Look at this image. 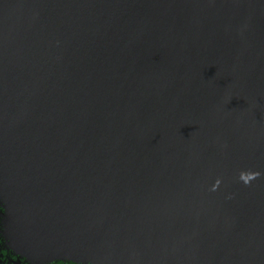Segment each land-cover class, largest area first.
Wrapping results in <instances>:
<instances>
[{"label": "water", "instance_id": "95a60500", "mask_svg": "<svg viewBox=\"0 0 264 264\" xmlns=\"http://www.w3.org/2000/svg\"><path fill=\"white\" fill-rule=\"evenodd\" d=\"M0 264H264V0H0Z\"/></svg>", "mask_w": 264, "mask_h": 264}]
</instances>
